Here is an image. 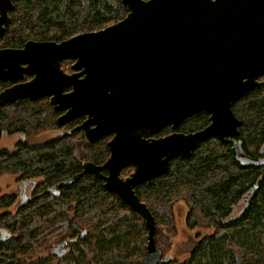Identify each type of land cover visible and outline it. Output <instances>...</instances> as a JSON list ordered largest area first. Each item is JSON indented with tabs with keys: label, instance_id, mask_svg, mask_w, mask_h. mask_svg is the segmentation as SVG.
<instances>
[{
	"label": "water",
	"instance_id": "1",
	"mask_svg": "<svg viewBox=\"0 0 264 264\" xmlns=\"http://www.w3.org/2000/svg\"><path fill=\"white\" fill-rule=\"evenodd\" d=\"M121 2L128 13L101 29L0 48V81L11 83L0 90V106L47 97L62 111L57 124L85 116L76 129L88 143L111 135L101 164L83 161L78 173L46 191L57 193L84 174L102 179L143 218V264H158L155 219L134 187L166 172L174 157H190L212 136L225 143L238 136L241 122L231 106L264 84V0ZM12 8L11 0H0V35ZM65 60L73 61L71 72L62 68ZM200 111L208 115L203 128L177 131ZM165 126L171 132L157 136ZM127 167L132 171L121 176ZM65 246L61 241L51 252L61 256Z\"/></svg>",
	"mask_w": 264,
	"mask_h": 264
},
{
	"label": "trees",
	"instance_id": "2",
	"mask_svg": "<svg viewBox=\"0 0 264 264\" xmlns=\"http://www.w3.org/2000/svg\"><path fill=\"white\" fill-rule=\"evenodd\" d=\"M11 2L10 21L0 35V48L22 47L29 39L61 41L115 23L129 10L121 0ZM72 63V60L64 62V70L69 71ZM28 78L25 76L24 79ZM6 85L8 82L0 81V90ZM231 107L241 122L237 137L225 143L212 136L200 142L190 157H174L166 172L150 183L134 187L155 219L156 247L162 252L158 264H244L245 257L254 259L255 263L262 262L264 84L248 90ZM60 114L47 97L24 98L0 106V137L3 134H18L20 139L24 136L12 149L0 148V176L34 178L37 186L33 200L19 207L14 215L5 210L12 205L14 195H0V209L4 211L0 214V226L16 232L13 237L0 240V264H96L90 258L97 249L111 243L112 239L119 245L120 236L133 225H139L142 233H146L143 218L115 192L108 191L103 181L93 174H84L77 181L60 187L58 195L45 191L78 173L82 161L101 164L109 155L107 142L110 136L88 143L82 131L74 128L44 143H31L25 139L44 130L75 126L76 119L57 124L56 118ZM207 123L208 115L200 111L185 118L177 131H196ZM170 132L171 128L165 126L157 136ZM253 186H256L255 190L247 195ZM178 200L187 207L186 227L212 229L199 240L193 239L194 245L183 260L173 259L166 253L169 248L166 234L164 239H158L162 228L172 233V206ZM160 220H163L162 226ZM238 229L257 237V241L243 251L233 237ZM81 230H85V234L79 238L77 235ZM68 238L75 239L68 244L72 246L71 250L75 247L76 253L53 262L36 255L48 249L52 242ZM141 240H146V236L143 235ZM202 247L205 249L200 253ZM222 251L225 260L220 259ZM144 252L142 246L141 261ZM78 254L83 258L77 262ZM114 257H118V252H114Z\"/></svg>",
	"mask_w": 264,
	"mask_h": 264
},
{
	"label": "rangeland",
	"instance_id": "3",
	"mask_svg": "<svg viewBox=\"0 0 264 264\" xmlns=\"http://www.w3.org/2000/svg\"><path fill=\"white\" fill-rule=\"evenodd\" d=\"M262 79L264 77H261ZM69 125L62 126L57 129H49L38 132L36 134L30 135L26 137L31 143H44L50 139L56 138L65 134L69 131ZM20 138L18 134H3L0 137V148H9L12 149ZM81 151L80 148H78ZM130 171V169H125L121 173V175L125 176V174ZM18 178L16 176H12L9 174H3L0 176V195L2 194H11L14 191L16 192L17 181ZM173 211V225L174 228L172 233L168 232L166 228H162L158 234V239L162 240L168 239L169 248L167 250V254H169L173 259L183 260L191 247H193V239L199 240L205 234H208L212 231L211 228H201L195 227L193 229H189L185 224V215L187 211V207L185 203L181 200L175 201L172 206ZM163 220H160L159 225L162 226ZM144 227V224H143ZM157 231V229H156ZM146 236V233H142L139 225L135 224L129 229V231L124 232V235L120 236V244L117 245L112 239L111 243L106 244L103 247H99L97 252L90 258L93 263L96 264H143V260L141 261V247L145 248L146 240L141 242L142 236ZM198 235V236H197ZM234 239L239 243L241 247V251L250 246L257 241V237L255 235L249 234L246 230H236L233 234ZM53 243V242H52ZM51 244L49 245V247ZM47 248V247H46ZM45 248V249H46ZM260 248V246H258ZM205 247L199 248L200 253L203 252ZM114 252H118V257H114ZM71 253H76L75 247L72 249ZM70 253V254H71ZM145 253V252H144ZM40 257V259L50 261V252L49 248L41 251L36 254ZM79 255V259L77 262L83 258L81 254ZM145 255V254H144ZM260 257L262 262H254V259H246L244 264H264V253H260ZM144 259V257H143ZM220 259L225 260V252L222 251L220 254ZM56 261L55 259H53ZM92 264V263H91Z\"/></svg>",
	"mask_w": 264,
	"mask_h": 264
},
{
	"label": "flooded vegetation",
	"instance_id": "4",
	"mask_svg": "<svg viewBox=\"0 0 264 264\" xmlns=\"http://www.w3.org/2000/svg\"><path fill=\"white\" fill-rule=\"evenodd\" d=\"M66 72H71V70H69V71H66ZM3 82H8V85H6V87L7 86H9L11 83L9 82V81H3ZM62 112V111H61ZM85 118V116L83 117H77V118H74V119H72V120H70V121H68V122H71V121H74L75 119H76V121L74 122L75 123V126H72V127H70V129L69 130H72V128H74V130H81V129H76V126L77 125H79L80 123H81V121L83 120ZM67 123V122H66ZM62 125V124H61ZM82 131V130H81ZM83 134V133H82ZM166 135V134H165ZM104 137V136H103ZM22 138H24V136H22ZM20 139V140H23V139ZM84 138V137H83ZM102 138V137H101ZM110 138H111V135H110ZM109 138V139H110ZM85 139V138H84ZM99 140V139H98ZM86 141V140H85ZM87 142V141H86ZM96 142V141H95ZM94 143V142H93ZM83 162V161H82ZM82 162H81V165H82ZM81 168H82V166H81ZM125 169H130V171H128L126 174H125V176L126 175H128L131 171H132V168L131 167H127V168H125ZM125 169H123V170H125ZM123 170L121 171V173L123 172ZM102 173L103 174H105L106 173V170L105 169H103L102 170ZM94 175V174H93ZM121 176H123V175H121ZM98 178V177H97ZM31 180H33L34 181V184L33 185H31L30 184V181ZM102 180V179H101ZM103 181V180H102ZM16 182H18L17 183V187H16V192L14 191L13 193H11V194H13L14 195V198H13V202H12V205L10 206V207H8V208H6L5 210H7V211H9V212H11L13 215L16 213V211H17V209L19 208V207H21V206H23V205H26V204H28L31 200H33V198H34V196H35V191H36V188H37V186H36V179H34V178H29V179H27V178H24V179H17V181ZM23 184V185H22ZM56 184V183H55ZM54 184V185H55ZM59 193V192H58ZM21 195V196H20ZM235 207L236 206H234V208H233V213H234V210H235ZM4 211L2 210V209H0V214H2ZM12 216V215H11ZM16 232H12V231H8V227H6V226H3V225H1L0 226V239L1 240H7L8 238H11V237H13V235L15 234ZM78 236V235H77ZM69 239H71L70 241H69ZM75 239L74 238H68L67 240H61V241H66V246L64 247V251H63V254L61 255V256H58V255H56V254H53L52 252H51V249H52V246L53 245H55V244H57V243H59V242H61V241H59V242H53V243H51V246L49 247V252H50V258H51V260H50V262L52 261L53 262V259H55V260H57V258H63V257H66L68 254H70L71 252H72V250H71V248L70 247H72L71 245H69L68 244V242H73ZM46 261V260H45Z\"/></svg>",
	"mask_w": 264,
	"mask_h": 264
},
{
	"label": "bare ground",
	"instance_id": "5",
	"mask_svg": "<svg viewBox=\"0 0 264 264\" xmlns=\"http://www.w3.org/2000/svg\"><path fill=\"white\" fill-rule=\"evenodd\" d=\"M69 178H70V177H69ZM67 179H68V178H67ZM57 183H58V182H57ZM57 183H56V184H57ZM56 184H55L54 186H56ZM51 187H53V186H51ZM62 187H63V186H62ZM49 188H50V187H49ZM47 189H48V188H47ZM47 189H46V190H47ZM59 189H60V188H59ZM59 189H58V191H59ZM46 190H45V191H46ZM58 191H57V193H54V192H49V193H54L55 195H58ZM46 192H48V191H46ZM246 200H247V199L245 198V201H246ZM0 240H1V239H0ZM161 258H162V257H161Z\"/></svg>",
	"mask_w": 264,
	"mask_h": 264
},
{
	"label": "built area",
	"instance_id": "6",
	"mask_svg": "<svg viewBox=\"0 0 264 264\" xmlns=\"http://www.w3.org/2000/svg\"><path fill=\"white\" fill-rule=\"evenodd\" d=\"M66 61H67V60H65V61L62 62V65H61V66H62L63 69H64V67H63V63L66 62Z\"/></svg>",
	"mask_w": 264,
	"mask_h": 264
}]
</instances>
